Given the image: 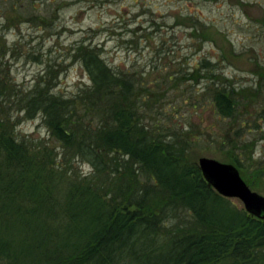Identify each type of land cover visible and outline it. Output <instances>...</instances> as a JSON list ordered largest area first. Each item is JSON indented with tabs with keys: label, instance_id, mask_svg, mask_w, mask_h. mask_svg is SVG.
Listing matches in <instances>:
<instances>
[{
	"label": "trees",
	"instance_id": "trees-1",
	"mask_svg": "<svg viewBox=\"0 0 264 264\" xmlns=\"http://www.w3.org/2000/svg\"><path fill=\"white\" fill-rule=\"evenodd\" d=\"M72 52L88 83L65 97L54 92L50 64L20 89L5 77L0 47V264H264V220L204 181L189 156L198 138L171 115L153 118L159 85L110 67L97 46ZM216 67L204 58L167 84L206 81L200 99L231 126L222 158L264 192L254 141H243L252 91ZM257 117L264 121V99ZM35 118L55 146L17 132V122Z\"/></svg>",
	"mask_w": 264,
	"mask_h": 264
},
{
	"label": "rangeland",
	"instance_id": "rangeland-1",
	"mask_svg": "<svg viewBox=\"0 0 264 264\" xmlns=\"http://www.w3.org/2000/svg\"><path fill=\"white\" fill-rule=\"evenodd\" d=\"M79 43L100 48L110 67L159 85L162 112L153 118L171 115L183 132L198 138L200 146L189 153L192 160L227 164L218 145L230 122L200 99L206 81L182 78L175 87L167 84L170 75L185 77L209 59L218 75L251 89L246 109L253 115L245 118L249 126L243 141H254L251 166L264 168V121L257 117L264 99V80L258 75L264 68V0H0L2 64L5 77L20 89H31L50 64L54 92L75 95L88 83L72 57ZM191 95L197 99L189 100ZM16 127L21 136L49 141L39 118L20 120ZM73 169L90 173L87 166L74 164ZM253 192L264 197L260 189Z\"/></svg>",
	"mask_w": 264,
	"mask_h": 264
},
{
	"label": "water",
	"instance_id": "water-1",
	"mask_svg": "<svg viewBox=\"0 0 264 264\" xmlns=\"http://www.w3.org/2000/svg\"><path fill=\"white\" fill-rule=\"evenodd\" d=\"M197 165L204 181L217 194L237 199L246 213L264 220V197L249 189L233 165L209 158H199Z\"/></svg>",
	"mask_w": 264,
	"mask_h": 264
}]
</instances>
